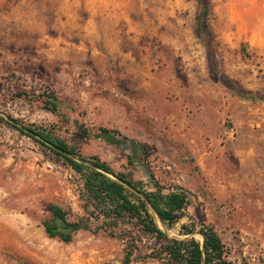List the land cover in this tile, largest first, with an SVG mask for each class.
I'll return each instance as SVG.
<instances>
[{"label":"rangeland","instance_id":"obj_1","mask_svg":"<svg viewBox=\"0 0 264 264\" xmlns=\"http://www.w3.org/2000/svg\"><path fill=\"white\" fill-rule=\"evenodd\" d=\"M206 4L198 35L199 0H0V116L52 127L136 179L151 172L183 187L181 221L210 223L229 259L264 264V0ZM48 88L67 120L33 97ZM76 121L125 144L81 137ZM80 187L49 149L0 120V264H122L124 231L46 234L50 204L83 214Z\"/></svg>","mask_w":264,"mask_h":264},{"label":"trees","instance_id":"obj_2","mask_svg":"<svg viewBox=\"0 0 264 264\" xmlns=\"http://www.w3.org/2000/svg\"><path fill=\"white\" fill-rule=\"evenodd\" d=\"M199 4L198 35L206 29L207 14L206 0H199ZM15 96L28 98L31 95L17 91ZM33 97L41 102L43 108L67 120L61 110V100L52 89L48 88ZM0 120L49 149L56 159L62 160L79 175L83 214L73 216L69 208L50 204L48 210L51 217L42 220L49 237L69 242L80 229L107 231L110 235L114 231H124L118 233L124 242L122 264L136 261H154L157 264H252L229 259L225 243L210 223L181 221L190 202L189 192L183 187H166L151 172L146 173L145 182L134 178L130 171H116L97 155L83 154L77 145L69 144L52 127L23 125L10 116H0ZM75 125L81 137L97 136L111 143L125 144V138L117 131L102 127L95 132L77 121ZM135 158L142 162L138 153ZM159 220L166 229L178 226L180 237L169 236ZM143 236H148L150 242L142 251L139 242Z\"/></svg>","mask_w":264,"mask_h":264},{"label":"water","instance_id":"obj_3","mask_svg":"<svg viewBox=\"0 0 264 264\" xmlns=\"http://www.w3.org/2000/svg\"><path fill=\"white\" fill-rule=\"evenodd\" d=\"M159 223L163 226V224L161 223V220H159ZM202 239V238H201Z\"/></svg>","mask_w":264,"mask_h":264}]
</instances>
